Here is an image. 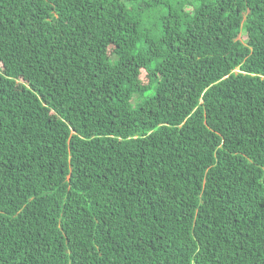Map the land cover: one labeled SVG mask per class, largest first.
I'll return each instance as SVG.
<instances>
[{"label":"trees","instance_id":"16d2710c","mask_svg":"<svg viewBox=\"0 0 264 264\" xmlns=\"http://www.w3.org/2000/svg\"><path fill=\"white\" fill-rule=\"evenodd\" d=\"M0 264H264V0H0Z\"/></svg>","mask_w":264,"mask_h":264},{"label":"rangeland","instance_id":"374dc122","mask_svg":"<svg viewBox=\"0 0 264 264\" xmlns=\"http://www.w3.org/2000/svg\"><path fill=\"white\" fill-rule=\"evenodd\" d=\"M134 105H136V104L134 103Z\"/></svg>","mask_w":264,"mask_h":264}]
</instances>
